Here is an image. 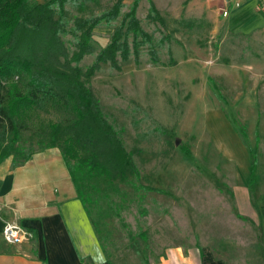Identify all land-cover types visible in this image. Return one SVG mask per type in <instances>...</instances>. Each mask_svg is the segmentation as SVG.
I'll use <instances>...</instances> for the list:
<instances>
[{
  "label": "rangeland",
  "instance_id": "obj_1",
  "mask_svg": "<svg viewBox=\"0 0 264 264\" xmlns=\"http://www.w3.org/2000/svg\"><path fill=\"white\" fill-rule=\"evenodd\" d=\"M114 1L68 0L63 16L72 24L76 16L98 14ZM133 1L125 0L113 24L95 28V52L81 60L82 67L106 45ZM260 1L254 13L261 22L245 28L240 17L246 14L250 20V11L230 23L220 2L154 0L165 17L162 24L147 17L149 0H141L137 16L153 34V44L141 47L139 62L132 56L121 61L120 70L104 63L84 78L133 151L141 181L162 190L138 188L134 174L125 180L98 177L82 185L101 247L113 264H146L145 257L151 264L177 244L212 248L233 258L245 249L256 251L262 218L257 199L264 198ZM167 34L170 40L162 43ZM70 37L63 36L71 53ZM154 47L162 63L151 60ZM66 115L59 108L40 110L44 121H64ZM32 130L20 134L19 144L27 151L40 147ZM242 194L253 202L241 204Z\"/></svg>",
  "mask_w": 264,
  "mask_h": 264
},
{
  "label": "trees",
  "instance_id": "obj_2",
  "mask_svg": "<svg viewBox=\"0 0 264 264\" xmlns=\"http://www.w3.org/2000/svg\"><path fill=\"white\" fill-rule=\"evenodd\" d=\"M67 1L0 0V162L12 156L15 166L37 150L57 146L83 202L82 185L98 177L125 180L134 174L138 188L162 191L141 181L133 151L84 79L92 77L104 63L120 70L121 61L132 56L139 62L141 47L153 44V34L137 16L141 0L133 1L109 41L85 68L81 60L95 52V28L119 19L125 0H115L98 14L76 16L72 24L63 16ZM149 4L147 17L166 24L154 0ZM67 34L74 46L71 53L63 38ZM165 40H170L169 34L161 38L162 43ZM150 57L154 63H162L155 47ZM51 107L66 111L64 121L40 119V110ZM29 129L38 136L40 147L27 151L19 140ZM85 208L91 217V210L87 205ZM108 262L113 264L110 259ZM145 263L150 264L146 257Z\"/></svg>",
  "mask_w": 264,
  "mask_h": 264
},
{
  "label": "crops",
  "instance_id": "obj_3",
  "mask_svg": "<svg viewBox=\"0 0 264 264\" xmlns=\"http://www.w3.org/2000/svg\"><path fill=\"white\" fill-rule=\"evenodd\" d=\"M236 1L240 6H234ZM257 2L231 0L226 15L230 23L242 12L250 11V20L246 14L240 17L242 26L250 28L252 23L256 24L260 19L254 13ZM12 161L13 157L9 156L0 162V264H87L86 260L90 264H109L61 149L51 146L37 150L15 166ZM249 173L252 181L251 167ZM257 200V209L261 206L257 212L262 218H259L256 251L251 249L249 254L245 249L233 258L212 248L191 250L177 244L168 247L151 264H264V198ZM239 201L246 205L253 199L242 194ZM7 221L23 227L25 236L21 242L10 243L4 239L2 230Z\"/></svg>",
  "mask_w": 264,
  "mask_h": 264
},
{
  "label": "built area",
  "instance_id": "obj_4",
  "mask_svg": "<svg viewBox=\"0 0 264 264\" xmlns=\"http://www.w3.org/2000/svg\"><path fill=\"white\" fill-rule=\"evenodd\" d=\"M219 1L223 3V6L221 7L222 13L224 15H228L229 8L227 4L231 2V0H219ZM235 5L239 6L240 2L236 1ZM258 5H259L258 8L264 11V0L260 1ZM2 232L4 239L10 243H19L24 239L25 236L23 227L15 221L5 222Z\"/></svg>",
  "mask_w": 264,
  "mask_h": 264
}]
</instances>
